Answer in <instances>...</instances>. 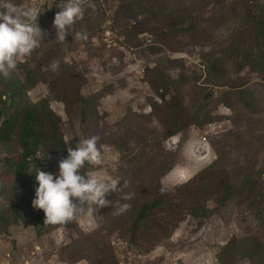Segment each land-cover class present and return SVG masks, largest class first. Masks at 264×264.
<instances>
[{
    "label": "trees",
    "instance_id": "1",
    "mask_svg": "<svg viewBox=\"0 0 264 264\" xmlns=\"http://www.w3.org/2000/svg\"><path fill=\"white\" fill-rule=\"evenodd\" d=\"M117 1L113 21L132 20L136 34L146 32L138 26L151 22L148 32L157 40L150 49L152 54L164 50L181 52L185 47L197 49L203 80L192 91L195 100L185 103L179 90L184 81L182 73L179 79H171L158 66L145 69V80L158 102L151 101V114L143 121L148 124L154 118L160 130L129 119L122 137L117 135L110 143L127 154L126 165L133 169L131 180L137 181L136 187L125 189L133 194L129 203L133 213L124 221H114L116 228L112 231L100 227L84 234L72 221L76 238L60 248L58 260L66 264L82 260L89 264H118L108 242L113 231L128 244L149 250L169 238L185 218L205 220L232 207L237 218H250L255 227L252 233L230 238L218 254V263L246 260L249 264H264V170L257 169L258 158L264 153V137L253 135L262 125L264 111V0ZM209 8L207 15H201ZM139 17L147 19L139 21ZM245 70L255 79H239ZM21 76L0 74V144L15 142L19 148L13 158L5 157L0 163L6 175L13 178L12 192L27 191L31 199L16 198L15 203L0 204V229L6 232L27 216L36 236L41 237L50 231V225L44 224L42 210L32 207L38 187L36 169L47 165L53 174L54 168H59V159L67 156V146L61 119L49 108V101L32 104L28 100L27 91L37 83L35 78L27 68L21 70ZM199 79L189 84L195 86ZM214 89L224 90L219 103L232 112L230 122L236 132L213 143L216 158L212 163L186 184L157 198L160 180L173 169L177 159L171 153H157L160 141L186 133L190 126L209 123L203 104L214 98ZM103 94L102 91L97 96L102 98ZM74 96L84 121L90 103L79 96L78 89ZM152 139L154 142L149 144ZM132 144L140 147L138 155L132 154ZM160 157L163 159L159 162ZM150 169L156 171L149 173ZM88 172L90 164H85L81 173ZM146 174L152 175L149 184L144 182ZM209 202L214 204L213 209L208 208Z\"/></svg>",
    "mask_w": 264,
    "mask_h": 264
},
{
    "label": "rangeland",
    "instance_id": "2",
    "mask_svg": "<svg viewBox=\"0 0 264 264\" xmlns=\"http://www.w3.org/2000/svg\"><path fill=\"white\" fill-rule=\"evenodd\" d=\"M2 2L4 0H0V3ZM12 2L25 8H36L39 13L38 26L48 35L30 57L19 58L17 67L5 75L22 77L21 70L27 68L37 82L27 91L28 100L32 104L45 99L49 101V108L61 119L63 140L64 143L68 142L65 145L75 148L80 140L97 137L102 160L98 165H90V172H94L103 182L118 180L123 185L127 181L128 188L136 187L137 181L131 180L130 175L133 169L126 165L127 154L120 153L110 144L112 138L117 135L122 137L123 130L130 125L127 124L129 119L145 128L160 130L154 118L150 117L148 124L143 121L144 117L151 114V101L158 102L145 80L146 68L158 66L164 69V73L171 79H179L182 73L186 81L180 82L179 90L185 98V103L195 100L192 91L203 80L198 50L185 47L181 52L164 50L162 53L152 54L150 49L156 46L157 40L148 32L152 26L151 22L138 26L146 32L136 34L132 20L113 21L118 7L117 0H93L96 10L86 9L84 15L69 29L65 42L56 38V30L53 28L54 17L60 10L56 5L60 0ZM209 10L210 8L201 12V15H207ZM146 19L138 18L139 21ZM77 32L85 34L87 39H75ZM54 59L60 61L59 70L48 71V65ZM175 60H180L181 63H169ZM42 67L44 71L41 70ZM238 77L242 80L255 79L247 70ZM193 79H199L195 86ZM77 89L79 96L90 103L86 107L84 121L80 112L82 108L74 96ZM102 91L103 97L99 98L97 94ZM223 91L214 89V98L203 104L211 119L209 123L190 126L186 133L160 141L157 153L160 154L161 150L173 154L177 159L173 169L160 180L157 198L186 184L200 170L212 163L216 158L213 143L236 132L230 122V118H233L232 112L219 103ZM205 92L208 93L209 89ZM262 93L264 94V88ZM260 121L262 125L254 131L255 137H264V111ZM203 138L206 139V144L202 146L199 142ZM153 142L152 139L149 144ZM131 150L133 155L141 152L140 147L134 144L131 145ZM18 152L19 148L15 142L0 144V160L5 157L13 158ZM162 159L160 157L158 161ZM257 162V169L264 170V153L259 156ZM40 170L50 173L47 165L42 166ZM146 170L147 168L145 173ZM155 171L150 169L149 173ZM58 172L59 168H54L53 175H58ZM151 180L152 175L146 174L144 182L149 184ZM13 182V178L6 175L0 163V204L15 203L16 198L20 201H30L27 191L19 190L17 194L12 192ZM119 195L114 193L107 199L115 205ZM131 200L120 203L129 204ZM207 206L214 208L212 202ZM92 207L95 208L94 205ZM132 213V206L130 210L118 216L112 214L110 207L97 209L91 215L86 208L74 223L84 234L92 233L100 227L112 231L115 227L114 221H124ZM236 213L237 211L230 207L205 220L187 217L178 224L169 238L149 250L128 244L114 231L110 234L108 242L118 264H219L218 254L230 238L241 237L254 231L255 225L250 218H237ZM71 224L72 222L65 226L50 225V231L37 237L30 217L25 216L11 225L6 232L0 229V264H66L58 260L57 254L62 246L68 245L76 238ZM75 264L89 263L82 260ZM236 264L249 262L241 260Z\"/></svg>",
    "mask_w": 264,
    "mask_h": 264
},
{
    "label": "clouds",
    "instance_id": "3",
    "mask_svg": "<svg viewBox=\"0 0 264 264\" xmlns=\"http://www.w3.org/2000/svg\"><path fill=\"white\" fill-rule=\"evenodd\" d=\"M56 6L60 10L54 17L53 28L61 42L66 41L69 29L86 9L96 10L93 0H60ZM0 9L3 10L0 11V74H7L17 67L19 58L30 57L48 33L38 26L39 13L36 8H25L12 0H4L0 3ZM75 39H87V36L77 32ZM59 67L60 61L54 59L47 70L57 72ZM41 70L45 69L42 67ZM97 141L98 138L92 136L80 140L75 148L68 146L67 156L59 159L56 176L36 169L38 187L32 207L43 211L45 225L65 226L76 220L86 208L89 215L105 207H110L112 214L117 216L130 210V204L120 203L133 197V194L125 192L129 186L127 181L123 185L118 180L103 182L94 172L81 173L85 164L101 163L102 152ZM113 193L120 194L115 205L107 199Z\"/></svg>",
    "mask_w": 264,
    "mask_h": 264
},
{
    "label": "built area",
    "instance_id": "4",
    "mask_svg": "<svg viewBox=\"0 0 264 264\" xmlns=\"http://www.w3.org/2000/svg\"><path fill=\"white\" fill-rule=\"evenodd\" d=\"M205 142H206V139H204V138H203V139H202V141H201V142H199V144L203 146V145H205V144H206ZM7 257H8V255H7Z\"/></svg>",
    "mask_w": 264,
    "mask_h": 264
}]
</instances>
